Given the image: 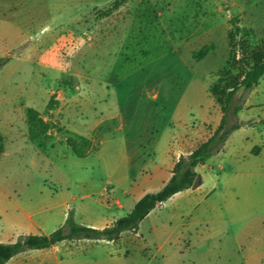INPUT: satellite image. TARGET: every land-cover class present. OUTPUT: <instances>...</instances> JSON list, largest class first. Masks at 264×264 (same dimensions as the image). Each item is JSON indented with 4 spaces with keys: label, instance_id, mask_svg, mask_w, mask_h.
I'll list each match as a JSON object with an SVG mask.
<instances>
[{
    "label": "rangeland",
    "instance_id": "rangeland-1",
    "mask_svg": "<svg viewBox=\"0 0 264 264\" xmlns=\"http://www.w3.org/2000/svg\"><path fill=\"white\" fill-rule=\"evenodd\" d=\"M263 40L264 0H0V243L38 233L27 224L14 231L10 215L25 223L22 209L58 200L97 228L125 215L107 208L112 173L125 172L118 113L141 124L165 120L153 156L164 166L167 150L200 142L202 122H218L219 78L239 76L244 52ZM153 78L173 84L174 95L147 97L143 83ZM216 83L221 91L212 94ZM234 104L241 108L229 121L240 126L198 170L193 192L166 200L116 241L66 240L57 262L32 249L20 264H264L263 250L250 251L264 225L239 212L245 197L235 206L214 195L215 184L235 185L236 153L264 136V74L239 87ZM29 111L46 124L41 148L28 136Z\"/></svg>",
    "mask_w": 264,
    "mask_h": 264
},
{
    "label": "crops",
    "instance_id": "crops-1",
    "mask_svg": "<svg viewBox=\"0 0 264 264\" xmlns=\"http://www.w3.org/2000/svg\"><path fill=\"white\" fill-rule=\"evenodd\" d=\"M177 58L176 60H173V62L180 68L182 63L180 62V58ZM164 80L153 78L149 81V83H143L149 84L152 88L151 94H147V97L158 100L161 98L168 99L172 94L174 95L176 91L174 85L167 83ZM214 106L219 112L218 122L213 125L202 122L203 126L195 135V139L197 135L201 136L200 142L196 143L197 140L194 142L192 140H188L181 143L176 149V152H172L171 148L167 150L169 156L166 157L167 160L164 166L157 163L153 156L155 155V151L157 149V141L160 136V131H164L166 127L165 120L160 122V125L158 123L157 126H155L154 122L150 120L146 123L148 125H146L144 122L141 124L136 122V120H133L129 112H119L117 122L118 128L124 134V136L122 134L121 137V160L125 163V172L120 171L118 173L115 170L113 171L110 205H107V208L115 209V211H125L124 213L127 214L143 194L146 192L158 191L171 177L173 166L178 158L181 155L189 154L201 142L209 138L219 125L222 117V111L219 106H216L215 104ZM238 121L241 120L238 119ZM252 141V145L247 146L244 149H240V151L236 153L234 161L236 162L237 169L229 171L235 185L227 184V182L220 183L219 185L215 184L214 195H218L221 199L229 197L231 204H234L235 206L239 204L238 199L240 195L245 197V206L240 208L239 212L241 211L242 214L252 216L254 224L262 223L264 225V168L262 164L264 156V136L257 132V135H253ZM203 166L204 164L197 166L196 171L199 172L198 170ZM220 168L223 169L222 167ZM201 184L202 175L200 174V183L197 187H190L179 191L170 196L167 200H170L178 194H188V192H193V190L197 189ZM156 185H158V188L155 191L152 190V187ZM240 191L245 192L243 193ZM5 195L8 197L7 193H5ZM50 199H52V197ZM165 201L158 203L141 220V222L146 218H149L152 214L157 216L159 214L158 212H160L157 210H160ZM50 203H52V201ZM67 205V202L58 200L52 205L49 204L46 206L45 204H41L34 209L24 208L21 211L22 216L25 219V223H21L19 220L20 218H17V216L15 217L14 215H10V219L12 221L10 226H12L14 231L18 232L23 229V224H27L36 229L38 233L48 234L49 232L45 230L47 225L53 223L54 221L57 225H61L64 222L69 210ZM235 216L232 218L236 219ZM93 219L96 220V217ZM115 219L116 218L109 219L104 226L110 224ZM86 225L92 227L95 226L93 223ZM125 232L126 231L122 232L121 237ZM258 239L260 244H258L255 248H251V254L260 253L261 250L264 251V231H260L258 233ZM65 241L66 240H63L49 248L37 249L39 250L38 252H40L38 256L44 259L48 257L50 262L52 259L57 262L58 258L56 256V250L59 246L63 245ZM29 250L32 249L17 253L8 259L5 264H20L23 259L29 257V255H27Z\"/></svg>",
    "mask_w": 264,
    "mask_h": 264
},
{
    "label": "trees",
    "instance_id": "trees-1",
    "mask_svg": "<svg viewBox=\"0 0 264 264\" xmlns=\"http://www.w3.org/2000/svg\"><path fill=\"white\" fill-rule=\"evenodd\" d=\"M121 2H116L114 7L120 6ZM246 58L241 67L240 75L235 77H222V91L219 90V83L211 86L209 91L212 94L224 92V97L216 96L217 102L221 104L222 117L219 125L212 135L201 142L194 150L187 155H181L172 169V175L169 180L155 192H146L134 204L132 209L125 215L115 219L110 224L97 228L81 224L75 220L74 213L68 211L64 222L48 234L29 233L21 235L19 239L11 243H0V264H5L8 259L19 252L28 249L49 248L63 240L72 239H93L116 241L120 238L122 232L126 230L136 231L141 220L160 202L167 200L173 194L191 187L196 175V167L202 165L210 157L211 153L218 149L227 136L240 126L239 121H233L237 115L240 105H232V98L235 91L239 88L250 89L255 86L264 74V40L262 45L244 52ZM5 60L0 59V66ZM240 63V59L238 61ZM28 136L39 148L41 144L37 143L38 133L44 134L46 124L39 118H36L34 111L28 112ZM229 118H232L229 121ZM39 125L38 129L36 128ZM41 125V126H40ZM4 150L3 138L0 135V154Z\"/></svg>",
    "mask_w": 264,
    "mask_h": 264
},
{
    "label": "water",
    "instance_id": "water-1",
    "mask_svg": "<svg viewBox=\"0 0 264 264\" xmlns=\"http://www.w3.org/2000/svg\"><path fill=\"white\" fill-rule=\"evenodd\" d=\"M199 183H200V175L197 174L195 179H194V181H193V183H192V185H191V188L197 187L199 185Z\"/></svg>",
    "mask_w": 264,
    "mask_h": 264
}]
</instances>
